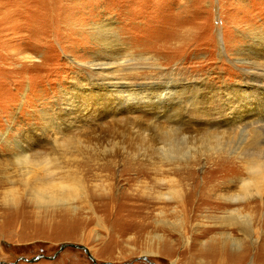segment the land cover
I'll return each instance as SVG.
<instances>
[{"label": "rangeland", "instance_id": "obj_1", "mask_svg": "<svg viewBox=\"0 0 264 264\" xmlns=\"http://www.w3.org/2000/svg\"><path fill=\"white\" fill-rule=\"evenodd\" d=\"M166 88L168 112L129 97ZM260 127L264 0H0V264H94L63 243L100 264H264V183L243 191ZM19 146L83 195L37 199Z\"/></svg>", "mask_w": 264, "mask_h": 264}, {"label": "bare ground", "instance_id": "obj_2", "mask_svg": "<svg viewBox=\"0 0 264 264\" xmlns=\"http://www.w3.org/2000/svg\"><path fill=\"white\" fill-rule=\"evenodd\" d=\"M107 84L110 85L109 83H107ZM107 84L105 86L108 87ZM113 84H115V83H113ZM175 90L176 89H170V88H166L165 90H161L160 92H159V90H156V92H157L156 95L153 92L152 96H149L147 98L145 96H143V94H144L143 92L129 93V97L135 98V95H136L139 99L140 107L141 108L144 107V108L148 109V110L143 112V115L144 116H150L152 114V112L156 111V110L168 112V110L172 109V107L167 108V103H168V101L171 100V94H173ZM103 91H104V94H106V95H108L109 93L112 92V91L109 92L108 88H107V91L106 90H103ZM118 92L121 93L122 91L119 90ZM90 93H91V95H93L94 90H92V91L90 90ZM162 93L167 94V95H165V98L160 99L159 94H162ZM112 94H113V92H112ZM85 95H86V93L83 94L82 96L84 97ZM88 97L90 98V96H88ZM118 98H126V96L119 95ZM155 98H157V99H155ZM236 99H240V98H236ZM241 99L244 101H248V97L246 95L242 96ZM122 102H123V100H122ZM124 106L127 110L137 111L136 107L131 106L130 103H129V105H124ZM163 118L165 119V121H167L169 123L168 126H166V127H169L172 129L174 127H172L170 125L171 124L176 125L177 121H178V119H173L172 115H169L167 113L163 116ZM149 125H150V127L154 128V129H158V128L163 127L164 123L158 119V120L149 121ZM260 128H264V127H260ZM176 129H177V127H176ZM186 131H187V127L185 126L183 128V130L178 134V136L180 135L179 138L181 137L183 139H186V137L184 136ZM166 134H167L166 137H161V141L166 142L167 141L166 139H168L169 142H171V143L168 144L166 142L164 145L173 146V143L175 141V138H173V134L171 135L172 137H170V135H168V133H166ZM174 137H175V133H174ZM174 148L175 149L173 150V147L166 148V146H164L162 148H159L158 150L165 151V153L163 155H165L166 157L165 156L164 157L166 159H169V160H175L177 158L185 160L189 157V153L187 150L184 149V151H186V152H184L181 149H179L178 151H181V153L178 154V152L176 151L177 147H174ZM19 149L21 150L20 155H18L19 159L24 160V163L26 165L25 176H27V177L25 178V180L29 184L30 178L32 177L31 174L33 175V178L35 179L37 186L34 184L36 187L33 188V192L35 193L37 199H41V200L49 199V201L50 200L56 201L57 197L60 196L61 198H58V200H63V199L69 200V198L72 200L78 194H80V197H81V195H83L82 194L83 188L80 184V181L75 180L76 178L74 179V181L73 180H71V181L62 180L66 176H63V178L59 179V180L56 178H53V176L55 177L57 175V171L62 169V167L60 166V163L58 162V160H59L58 158H52L51 156H49V154L47 155L43 152H39V153H37L36 156H34L32 154V152L28 153L26 151V149L23 147L19 146ZM252 164H253V166H252V170H251V181L249 183H247L243 189L244 194L246 193L244 195L245 197L247 195H248V197L250 195L252 196L255 193L259 196L262 195L261 187L264 183V175H263V170H261V169L263 166H262L261 162L259 164V161H256V160ZM39 168H43V172H41L39 170ZM60 174H61V172H60ZM42 175L45 177H42ZM58 175H59V173H58ZM41 177L44 178L45 180L42 179ZM60 177H62V176H60ZM168 196L172 197L171 194H168ZM232 196H233V194L228 195V198L231 200H239V198H240V195H239V198H238V195H236L234 197H232ZM247 216H245V218H244V216L242 214L240 215V213H238V210L235 209V210L230 211V215L227 217V220L229 221V225H233L236 222H246ZM248 221H247V223H248ZM75 248H77V247H75Z\"/></svg>", "mask_w": 264, "mask_h": 264}, {"label": "water", "instance_id": "obj_3", "mask_svg": "<svg viewBox=\"0 0 264 264\" xmlns=\"http://www.w3.org/2000/svg\"><path fill=\"white\" fill-rule=\"evenodd\" d=\"M66 247H77V248H81L83 249L87 255L89 256V258L94 262V264H100L97 262V260L95 259V257L92 255V253L89 252V249L86 247V246H82V245H79V244H75V243H63L61 246H60V249L58 250L57 254L59 252H61L63 249H65ZM56 254V255H57ZM56 255H54L53 257H50V258H54ZM40 258V256H37V257H34L33 259H26L30 262L32 261H35V260H38Z\"/></svg>", "mask_w": 264, "mask_h": 264}]
</instances>
